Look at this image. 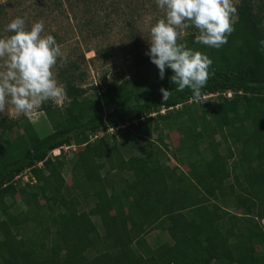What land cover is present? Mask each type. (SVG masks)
<instances>
[{
  "label": "trees",
  "instance_id": "16d2710c",
  "mask_svg": "<svg viewBox=\"0 0 264 264\" xmlns=\"http://www.w3.org/2000/svg\"><path fill=\"white\" fill-rule=\"evenodd\" d=\"M236 9L219 49L195 43L194 27L178 39L213 61L199 99L138 55L135 74L98 98L87 95L93 86L63 84L67 103L42 106L47 133L0 118V264H264V0ZM164 130L181 136L173 162L187 173L168 166ZM73 147L69 160L62 151ZM25 173L31 183L16 179ZM155 231L169 242L153 249Z\"/></svg>",
  "mask_w": 264,
  "mask_h": 264
},
{
  "label": "rangeland",
  "instance_id": "374dc122",
  "mask_svg": "<svg viewBox=\"0 0 264 264\" xmlns=\"http://www.w3.org/2000/svg\"><path fill=\"white\" fill-rule=\"evenodd\" d=\"M240 1L232 0L233 6L236 8ZM17 17L25 20L28 30L34 23L43 21L44 32L41 35H52L61 46L66 62L63 58L58 59L53 69L54 78L60 84L71 81L82 88L90 89L93 86L96 91H89L87 95L98 98L101 88L106 84H119L135 74V59L138 55L147 56L145 53L150 49L148 42L150 29L164 18L165 14L157 7L156 0H0V37L12 34L6 33L4 29ZM235 21L236 16L232 23ZM184 35L185 30L178 39ZM225 98L228 99V95ZM205 101L212 111L213 99ZM66 103L65 97L58 101L49 100L31 114L17 113L11 104H7L5 111L0 113V118L7 120L24 118L36 125L39 132L47 133L50 131V124L42 111V106L50 104L52 107L62 108ZM105 111L110 112L111 108L106 107ZM151 117L146 121L153 124L154 118ZM124 131L121 128L116 134L115 141L119 146L128 141ZM112 134L102 131L98 137ZM162 136L164 137L162 147L165 145L168 149H166L170 160L168 166L174 171L187 173L186 167L179 168L173 162L176 156L174 150L179 146L181 136L174 130L170 132L164 130ZM78 149L63 148L62 154L70 160ZM199 149L208 157L203 143ZM59 155L60 151L57 150L52 152L51 157ZM63 175L68 186H72L77 180L70 166L65 168ZM26 180L27 177L23 181ZM20 208V198L17 196L15 209ZM260 224L263 225L264 222ZM99 230L102 234L101 228ZM166 240H169L168 236L157 231L148 238V243L155 249L166 243ZM259 249L257 245L256 251Z\"/></svg>",
  "mask_w": 264,
  "mask_h": 264
},
{
  "label": "clouds",
  "instance_id": "9594fccd",
  "mask_svg": "<svg viewBox=\"0 0 264 264\" xmlns=\"http://www.w3.org/2000/svg\"><path fill=\"white\" fill-rule=\"evenodd\" d=\"M156 4L165 17L151 27L150 49L145 54L159 69L160 79H164L166 68L171 69L175 91L187 89L199 99L213 61L186 43H178V36L194 27L199 33L195 43L219 49L234 31L237 9L232 0H156ZM4 31L12 34L0 37V113L7 104L17 113L31 114L49 100H62L66 88L54 78L53 69L58 59L66 62V57L52 35H41L43 21L28 30L25 20L17 17ZM260 44L264 49V40ZM160 92L165 102L172 95L164 88Z\"/></svg>",
  "mask_w": 264,
  "mask_h": 264
},
{
  "label": "built area",
  "instance_id": "2783aa9c",
  "mask_svg": "<svg viewBox=\"0 0 264 264\" xmlns=\"http://www.w3.org/2000/svg\"><path fill=\"white\" fill-rule=\"evenodd\" d=\"M230 95H228V97H229ZM161 113H164L165 112V110L164 109H162L161 111H160ZM123 128V127H122ZM119 129H121V128H117L116 130H119ZM124 129V128H123ZM102 132V131H101ZM105 133H110V132H112L113 133V130L111 129V128H108L106 131H104ZM100 133V132H99ZM98 133V134H99ZM98 137V135H96L94 138H97ZM94 138H90L91 140H93ZM67 149H69V148H64V150H67ZM27 177V180L26 181H23V180H25V178ZM22 179V181L23 182H25V183H28L29 181H30V183H31V178H30V176L28 175V174H24V175H22V176H18V177H16V179Z\"/></svg>",
  "mask_w": 264,
  "mask_h": 264
},
{
  "label": "crops",
  "instance_id": "0c3cea01",
  "mask_svg": "<svg viewBox=\"0 0 264 264\" xmlns=\"http://www.w3.org/2000/svg\"><path fill=\"white\" fill-rule=\"evenodd\" d=\"M155 232H157V231H155ZM155 232H152L151 234H149L147 237H146V240H147V242H148V238L151 236V235H153ZM163 233V232H162ZM166 234V233H165ZM167 235V234H166ZM168 236V235H167ZM168 239H169V237H168ZM166 242H169V240H166ZM165 243V242H164ZM149 244V243H148Z\"/></svg>",
  "mask_w": 264,
  "mask_h": 264
}]
</instances>
